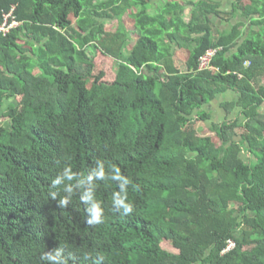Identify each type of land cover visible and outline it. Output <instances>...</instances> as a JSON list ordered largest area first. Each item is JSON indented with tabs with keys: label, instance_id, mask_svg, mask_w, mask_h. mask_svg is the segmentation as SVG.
<instances>
[{
	"label": "trees",
	"instance_id": "trees-1",
	"mask_svg": "<svg viewBox=\"0 0 264 264\" xmlns=\"http://www.w3.org/2000/svg\"><path fill=\"white\" fill-rule=\"evenodd\" d=\"M165 1L0 0V264H264V0Z\"/></svg>",
	"mask_w": 264,
	"mask_h": 264
},
{
	"label": "rangeland",
	"instance_id": "rangeland-1",
	"mask_svg": "<svg viewBox=\"0 0 264 264\" xmlns=\"http://www.w3.org/2000/svg\"><path fill=\"white\" fill-rule=\"evenodd\" d=\"M223 1L226 4V0H223ZM157 2L158 3L154 7H151V11L159 10L165 1L157 0ZM186 8H187V10H186V14H185V19L188 20L190 18V13L192 11V7L188 6ZM229 11H230V9H229ZM222 15L226 16V18H228V19L232 18L231 15H225V14H222ZM238 20L239 19H236V21H238ZM232 22H234V21H232ZM125 24H126L127 28L133 32V19L131 17L125 16ZM229 26H230V24L228 25L225 23V21H221V20L218 21L217 26L215 25L216 29L218 28L221 31L226 30L227 28H229ZM106 29L110 30V31H115L117 29V24L115 22L107 24ZM172 42H174V41H172ZM172 44L176 47L175 43H172ZM95 52L96 51L91 49L90 51H88V54H89V56H91L92 60H93V58H94V60H96V69H95L96 73L98 74L101 72L104 74V76L106 77L107 80H112L114 77V74L117 70V64L112 59H110L108 57H104V56L100 55L99 53H97V55L94 57ZM178 53H179V57H178L179 60H177L178 61L177 65L179 66L180 69H184V68H186V62H187V57L189 55V51L186 49H181L178 51ZM262 83H264L263 78H261V80H260V84H262ZM218 102L219 101L216 102V105H213L214 106L213 122H220V121L224 120V118H225L226 112L223 109V107H221V105H217ZM194 129L198 133V135H200V136H211L214 139L216 137L215 132L212 131V129H211L210 123H204L201 121H197L194 124ZM161 246L164 250H166L168 252H172V253L178 252L172 246V243H170L168 241H163Z\"/></svg>",
	"mask_w": 264,
	"mask_h": 264
},
{
	"label": "built area",
	"instance_id": "built-area-1",
	"mask_svg": "<svg viewBox=\"0 0 264 264\" xmlns=\"http://www.w3.org/2000/svg\"><path fill=\"white\" fill-rule=\"evenodd\" d=\"M11 16V13L4 16V21L0 24V34H7L13 28L18 26L17 22H10ZM219 50V48L207 50V52L199 59V66L197 71L201 72L205 70H210L212 68L211 62L215 58ZM234 246L235 244L230 242L228 250L232 249Z\"/></svg>",
	"mask_w": 264,
	"mask_h": 264
},
{
	"label": "crops",
	"instance_id": "crops-1",
	"mask_svg": "<svg viewBox=\"0 0 264 264\" xmlns=\"http://www.w3.org/2000/svg\"><path fill=\"white\" fill-rule=\"evenodd\" d=\"M161 1V0H160ZM163 1H165V0H163ZM218 1H221V0H218ZM231 0H226V4L224 3L223 5H222V8L224 9L225 8V11H229V9H228V6H229V2H230ZM166 2V1H165ZM158 2H157V0H153V2L151 3V6H149V10L151 11V7H154L156 4H157ZM227 7V8H226ZM227 9V10H226ZM151 12H157L158 13V10H155V11H151ZM226 17V16H225ZM211 19H213L212 21L214 22V24L217 26V24H218V21L219 20H221V21H223L222 20V17L221 18H217V17H212ZM228 19V18H227ZM185 21L186 22H188L189 21V19L188 20H186L185 19ZM215 25H213L214 26V28H216L215 27ZM227 28V27H226ZM218 29V28H217ZM172 43H175L176 44V47L172 44ZM170 44H171V46L174 48V56H175V63H176V65H177V63H178V61H176V57L178 56V51L179 50H181V49H186V48H183V47H181L180 45H178L177 44V42L176 41H174V42H170ZM186 50H188V49H186ZM189 51V50H188ZM180 64V63H179ZM231 95V94H230ZM227 96V99L228 100H230L233 96L231 95V96ZM225 98L224 97H219L217 100H215L212 104H210L209 105V107H208V109H209V111L211 112V114H212V120L214 119V106L213 105H216V102L217 101H219L218 103H217V105H221L222 106V102H223V100H224Z\"/></svg>",
	"mask_w": 264,
	"mask_h": 264
},
{
	"label": "clouds",
	"instance_id": "clouds-1",
	"mask_svg": "<svg viewBox=\"0 0 264 264\" xmlns=\"http://www.w3.org/2000/svg\"><path fill=\"white\" fill-rule=\"evenodd\" d=\"M56 183H59V181H56ZM55 194H53L54 196ZM60 204L61 205H66L67 204V199H62L60 201ZM93 218L91 221H89L90 223H99V218H100V213L96 210V209H93Z\"/></svg>",
	"mask_w": 264,
	"mask_h": 264
}]
</instances>
